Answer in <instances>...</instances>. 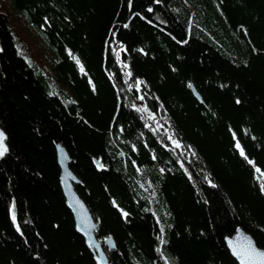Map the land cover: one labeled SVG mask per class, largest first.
<instances>
[{
    "label": "trees",
    "instance_id": "trees-1",
    "mask_svg": "<svg viewBox=\"0 0 264 264\" xmlns=\"http://www.w3.org/2000/svg\"><path fill=\"white\" fill-rule=\"evenodd\" d=\"M0 127V264H96L55 141L108 264H238L237 227L264 248V0H0Z\"/></svg>",
    "mask_w": 264,
    "mask_h": 264
},
{
    "label": "water",
    "instance_id": "water-1",
    "mask_svg": "<svg viewBox=\"0 0 264 264\" xmlns=\"http://www.w3.org/2000/svg\"><path fill=\"white\" fill-rule=\"evenodd\" d=\"M189 88L193 95L199 99V93L190 82ZM0 151L3 154L7 152V145L5 142V133L0 127ZM55 151L57 164L59 166V184L62 194L65 199V204L70 210L75 230L82 235L86 245L93 251V258L96 264H108L106 253L103 249L113 250L114 242L111 236L107 235L103 238L102 242L96 238L94 229L96 223L91 216L85 202L77 193L74 184L78 178L68 166L69 156L65 147L55 141ZM158 241V239L156 238ZM224 243L230 255L238 262V264H264V248L258 246L253 237L240 227H237L231 235L224 237Z\"/></svg>",
    "mask_w": 264,
    "mask_h": 264
},
{
    "label": "rangeland",
    "instance_id": "rangeland-1",
    "mask_svg": "<svg viewBox=\"0 0 264 264\" xmlns=\"http://www.w3.org/2000/svg\"><path fill=\"white\" fill-rule=\"evenodd\" d=\"M12 24L15 26L19 45L44 68L50 66L48 62V55L31 27L29 25H25L22 22V19H13ZM145 115L149 123L153 126L155 124L161 125L159 117L152 115L147 110Z\"/></svg>",
    "mask_w": 264,
    "mask_h": 264
},
{
    "label": "snow or ice",
    "instance_id": "snow-or-ice-1",
    "mask_svg": "<svg viewBox=\"0 0 264 264\" xmlns=\"http://www.w3.org/2000/svg\"><path fill=\"white\" fill-rule=\"evenodd\" d=\"M0 137H2V133H0ZM3 154V151H0V155ZM243 155V153H241Z\"/></svg>",
    "mask_w": 264,
    "mask_h": 264
},
{
    "label": "bare ground",
    "instance_id": "bare-ground-1",
    "mask_svg": "<svg viewBox=\"0 0 264 264\" xmlns=\"http://www.w3.org/2000/svg\"><path fill=\"white\" fill-rule=\"evenodd\" d=\"M216 26V25H215Z\"/></svg>",
    "mask_w": 264,
    "mask_h": 264
}]
</instances>
